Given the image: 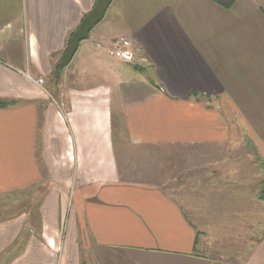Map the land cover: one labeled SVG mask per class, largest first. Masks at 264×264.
<instances>
[{
    "label": "crops",
    "instance_id": "0c3cea01",
    "mask_svg": "<svg viewBox=\"0 0 264 264\" xmlns=\"http://www.w3.org/2000/svg\"><path fill=\"white\" fill-rule=\"evenodd\" d=\"M95 2L0 0V99L13 101L0 107V195L44 186L29 212L0 204V264H264V231L240 262L218 257L214 242L204 252L200 205L177 198L194 191L164 179L185 160H141L148 177L136 180L116 137L124 129L131 145L180 151L239 147L220 159L235 156L239 166L224 172L240 181L249 159L264 163V0H113L56 80ZM119 37L133 61L95 45Z\"/></svg>",
    "mask_w": 264,
    "mask_h": 264
},
{
    "label": "rangeland",
    "instance_id": "374dc122",
    "mask_svg": "<svg viewBox=\"0 0 264 264\" xmlns=\"http://www.w3.org/2000/svg\"><path fill=\"white\" fill-rule=\"evenodd\" d=\"M55 85V81L52 80L51 89L54 92H56ZM116 137L118 142L121 140L122 143V146L118 144L120 156L123 157L127 154L124 160L128 162L134 159L132 161H134L133 163L136 165L137 171L131 169V167H134L133 163L129 165L126 161H120V165L124 169L132 170L129 177H135L136 180H142L148 177L145 171L140 172L138 170L137 163H141V160L149 158V161L155 162L152 159H155L158 155L161 159L162 157H168V155L174 158V154L176 156L178 155L177 158L185 160L182 164L183 167H172L170 172L164 173L167 176L164 179L170 177L167 181L169 183L172 178H175V182H170L173 185L177 181L187 182V185H184V187L190 191L193 190L194 192L192 193H196H185L177 198L190 210L196 209L197 205H200L202 214L204 215V222L207 223L203 225L207 235L205 240L208 243L207 247L203 249L204 252L211 254L206 249H210V245L213 242L214 246L218 247V249H214L213 251L217 252L218 257L225 259H233L240 262L251 252L256 240L264 231V206L263 204H258L260 201L258 199L256 200V196L258 197L261 194L262 187H264V163L249 159L243 165L245 171H247V176L243 177L240 181V178H236L239 175L238 172H234L237 176L228 170L224 172L225 169L232 168L231 166L233 165L239 166L238 162L232 160L235 156L230 160L225 158L220 159L222 155L228 153H241V150L236 151L239 147L230 148L227 153L223 154L216 152L213 147L208 146L194 147L192 149L186 148L184 151H180L176 150L174 146L160 148L131 145L129 144L128 135L124 129H118L116 131ZM195 148L197 151H195ZM196 153H200L201 156H197ZM247 153L250 154L249 149ZM188 155L191 156L190 159ZM194 157H196V160H194ZM187 159L189 160L187 161ZM232 161L234 163H231ZM151 163L149 162L148 164ZM243 166H240V171H242ZM212 167L215 168L214 175H212L214 172H212ZM152 174L155 176L153 172ZM231 176L233 177L231 178ZM43 190L44 186L42 184L39 189H27L23 192L2 194L0 195V204L9 205L11 209L7 207L6 209L12 211H18L22 207L23 210H28L29 212L31 206H36L37 208L43 196ZM197 193L199 201L197 200ZM211 201L219 209H211ZM16 202L19 204H15ZM200 240L205 241L202 236H200ZM87 260L91 262L89 259ZM126 262L124 257L119 256L118 261L114 264H127ZM102 263L110 264L109 261H102ZM97 264L100 263L98 262Z\"/></svg>",
    "mask_w": 264,
    "mask_h": 264
},
{
    "label": "water",
    "instance_id": "95a60500",
    "mask_svg": "<svg viewBox=\"0 0 264 264\" xmlns=\"http://www.w3.org/2000/svg\"><path fill=\"white\" fill-rule=\"evenodd\" d=\"M113 0H96L92 10L81 20L73 31L66 50L61 58L63 66L68 65L78 50L81 41L90 37L92 29L105 17V14Z\"/></svg>",
    "mask_w": 264,
    "mask_h": 264
},
{
    "label": "built area",
    "instance_id": "2783aa9c",
    "mask_svg": "<svg viewBox=\"0 0 264 264\" xmlns=\"http://www.w3.org/2000/svg\"><path fill=\"white\" fill-rule=\"evenodd\" d=\"M97 48L105 50L110 56L123 59L125 61H133L135 59V50L133 49L130 39L119 37L110 44H105L101 41H96ZM40 85L43 84V78L36 80Z\"/></svg>",
    "mask_w": 264,
    "mask_h": 264
},
{
    "label": "trees",
    "instance_id": "16d2710c",
    "mask_svg": "<svg viewBox=\"0 0 264 264\" xmlns=\"http://www.w3.org/2000/svg\"><path fill=\"white\" fill-rule=\"evenodd\" d=\"M214 1L216 3H218L219 5L223 6V7H230L234 3V0H214ZM72 33L70 34V36L68 38V42L70 40V37H71ZM68 42H67V44H68ZM64 67L65 66H63L61 63H58L56 65V69H55V79L56 80H58L60 78L59 77V73H60V71H62V69ZM11 103H13V101H7V100H4V99L3 100L0 99V107L8 106Z\"/></svg>",
    "mask_w": 264,
    "mask_h": 264
}]
</instances>
